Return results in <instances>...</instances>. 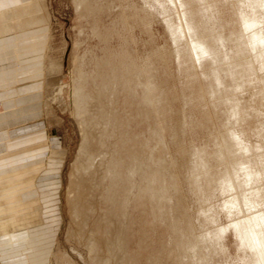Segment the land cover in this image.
I'll return each mask as SVG.
<instances>
[{
    "label": "rangeland",
    "instance_id": "1",
    "mask_svg": "<svg viewBox=\"0 0 264 264\" xmlns=\"http://www.w3.org/2000/svg\"><path fill=\"white\" fill-rule=\"evenodd\" d=\"M237 1L241 0H33L22 9L30 14L15 19L20 23L2 27L0 36L12 30L18 38L24 22L42 20V26L25 27L24 32H35L37 44L31 49L45 51L39 59L41 69L31 73L37 76L32 81L42 86L37 97L42 100L47 153L40 155L46 168L37 179V200L22 202L36 206V213H30L34 216L27 217L29 210L21 205L22 216L0 218L3 223L14 222L17 230L14 241L0 243V264H195V259L185 258L180 239L208 233L219 238L208 242L218 247L215 253L202 245L206 264H252L229 227L224 207L230 196L207 191L203 184L207 192L202 198L189 182L196 157L203 156L212 166L206 155L217 149L215 137L226 135L230 114L226 102L231 99L229 89L222 91L213 83L210 61V66L202 65L204 59L199 66L192 63L191 44L213 39L209 23L213 20L223 26L221 35L237 37ZM34 4L40 12L32 11ZM193 23V31L187 30ZM31 40L20 42V61ZM14 43L9 37L3 46L9 51ZM49 67L52 72L45 73ZM228 80L223 79L225 86H231ZM252 93L238 97L244 117L240 115L242 123L235 127L250 145L257 142ZM84 120L88 133L82 128ZM87 134H92L93 149L103 138V147L93 152L97 162L89 173L95 175L92 182L83 181L84 174L78 171L77 157ZM156 172L168 189L162 211L141 191L147 177ZM254 186L264 189V183ZM261 193L260 211H264ZM243 208L239 216L247 217L249 210ZM204 209L207 212L200 215L205 220L199 215ZM209 218L212 222L206 223ZM118 231L120 243L115 241Z\"/></svg>",
    "mask_w": 264,
    "mask_h": 264
},
{
    "label": "bare ground",
    "instance_id": "2",
    "mask_svg": "<svg viewBox=\"0 0 264 264\" xmlns=\"http://www.w3.org/2000/svg\"><path fill=\"white\" fill-rule=\"evenodd\" d=\"M236 4H238V5L237 6L235 5L236 6L235 7V16H236L237 20L239 21V24L237 23L239 25V35L237 37H235V35H231L229 37L221 35L220 29H223V26L218 25V22H216L214 24L215 21L212 19L213 22L211 23L209 21V23L211 25L213 24L211 27L212 31L215 32V36L213 37V39L210 40L209 42H202V43H198L200 40L197 39L198 40L197 44H194L192 41L191 42L193 44L190 43L192 45V47L190 48V51L192 53L189 52V54H192L191 57L194 60V62L192 61V63H195V61H196L199 63V64L196 63L199 66V65H201V61L203 59H204V61H202L203 62L202 65H204V62L208 63L210 61V63L212 65L209 63L208 64H209V66L210 65L212 66L213 73H210V74H212L213 83L215 82L216 86L219 87V89L222 88V89H220L222 91L224 89H229V91H230L229 95H231V99H228L226 102L227 104H230V106H227L226 103L223 101V104L225 103V105L227 107H229V110H230V114L228 113V115H227L229 118L227 119L228 121L226 120L227 124H225L226 126H225L224 131H223L226 135L221 137L220 136L221 133H220V135L218 134L220 136V137H218L219 139H216L217 136L215 137V140L218 141L217 142L214 140L215 142H217V144L215 145V147L217 149L215 150V148H214L215 151H214V153L212 152L211 156L206 155L207 153H204V154L200 153V156L206 155L208 158H211V162H213V164L211 163L212 166L207 165V163H206L207 161H205V159L202 158L203 156L202 157L198 156V158L196 157L197 159L196 158L194 159V160H196L194 162L195 164L192 163V165H194V167L190 171V175H191L192 179L189 182H190L191 187L200 196H202V195L205 196L206 195L205 192H207V191L213 192L214 189H215V191L216 190L220 191L218 193L226 194V195L230 196V198H229L230 202L228 204L226 203L227 205L225 204V207H224V210L226 211L227 217L230 218V220H231L229 227L231 226L233 228V230H234L233 232H235V234L237 235V237L240 240L242 252L249 255V257H250L249 260L251 259V263L252 264H264V211H260V206L263 204L261 191L264 193V189L259 191V188H257L258 186L256 187L257 189H255V186H254L258 183H261V184L264 183V115H263L264 114V1L263 0H244V1L241 0ZM33 6L32 7L34 9H32V11L33 10L37 11L39 9L36 6V4ZM21 12H22V14L24 13L27 15V11L23 10ZM38 12H40V9ZM14 14H15L14 12H12V13L6 12V13H3L1 15V18L3 21H7ZM237 20H236V22H238ZM40 21L42 22V20H40ZM190 21H188V22L190 23ZM192 21H193V19H192ZM34 22H36V21H34ZM41 22L37 21L36 24H38V26H39V24ZM27 25H29V24L27 23ZM194 25H195L194 23L192 25H190L191 27L189 26L187 30L193 31V28L195 27ZM184 26H185L184 27V29H185L186 25H184ZM181 28H183V27H181ZM211 28H210V31H211ZM216 28L218 30L217 33H216V31H217ZM5 29H7L6 26L3 27V30H5ZM184 31H186V30H184ZM184 31H182V32H184ZM178 33H179V31H178ZM191 34H189V35L192 39ZM179 35H181V34H179ZM182 35H181V37H184ZM194 35H196V32ZM175 36H177V35L175 34ZM187 37H189L188 32H187ZM179 38H180V36H179ZM187 40H189V39H187ZM177 42H178V40H177ZM230 44H231V46H230V50H229ZM188 50H189V48H188ZM228 50H229L230 54H229V52L228 53L226 52ZM185 53H186V51H185ZM186 57H189V55ZM192 58H190V59H192ZM190 59H189V62H190ZM206 59L208 61H206ZM51 67H49L50 69L47 68V70H50V71H46V69H45V73L46 72H52L53 69L51 70ZM196 68H197V66H196ZM200 68H201V66H200ZM219 68L221 70H219ZM47 74H45V75H47ZM221 74L223 76H221ZM205 76L208 77L207 74ZM47 77H49V75ZM47 77H45V78H47ZM224 78H229L228 81L231 83V86H225V83L223 81ZM47 79H49V78H47ZM58 87H60V86H58ZM217 89L218 88L214 87L213 93H215V91H217ZM57 90L61 94L62 87L58 88ZM208 90H210V89H208ZM146 91H145V93H148L149 90L146 89ZM252 91H254L253 92L254 94L252 93ZM248 92H251L252 93V99L254 98L253 103L255 106L251 110H253L252 112H253L254 117L257 118V120H256L257 128H256V130H254L255 132L253 134L256 138L255 140H257L258 143L257 142L255 144L251 143L254 145H250L249 143H247V141H245L246 137L241 135L240 133L236 132V128H235L241 122V118H240L241 116L240 115H242V117H244L243 114L240 113V108L242 106L240 107L238 97L243 96V94L248 93ZM209 93H211L213 95L212 92H209ZM222 93L225 95L224 92H222ZM216 94L218 95L217 96L218 98L221 96V95L219 96L218 92ZM53 95H56V94H53ZM206 95L210 96V94H206ZM84 96L85 95L83 94V97ZM99 96H100V94L96 95V97H95L97 107L100 104ZM212 98L214 99V95ZM223 98L224 97H222V99L221 98H219V99L223 100ZM53 100H55V98H53ZM214 100H216V99H214ZM220 101H219V103L222 102V101L221 102ZM57 103H59L58 100H57ZM223 104H221V105H223ZM214 105H216V104H214ZM82 107H83V105H82ZM77 111H79L78 113L82 112V110H77ZM77 111H75V112L77 113ZM241 112H242V108H241ZM49 113H50V111H49ZM88 121H89V119H88ZM242 121H243V119H242ZM244 124H242V126H244ZM82 128H83V131H87V133L89 132L87 121L84 120V122L82 124ZM241 132H243V131H241ZM246 134H247V132H246ZM86 137L87 138H84V140L82 142V145L80 147L78 157H77L78 165H79L78 171H80V172H82V174H84V176H82L83 181H86L87 178H90L91 179L90 182H92V181H95L96 178H95V175L92 176V173L91 174H89V173L92 170L91 166L94 165V162H97V160H96L97 155L94 156L93 152H97L96 150L100 149L99 147H103V138L101 137L97 141L96 147H98V148L93 149L92 145H93L94 141H92V134H90V135L87 134ZM197 153H198V151H197ZM199 174H201V175H199ZM79 176H81V175L79 174ZM203 184L207 188V191L205 189H203ZM172 185H173L174 189H177V188H175L176 186H174L175 184H172ZM73 188H75V187H73ZM173 188H172V191L174 190ZM92 189H93V187H92ZM167 190L168 189H166L165 186L160 181V175L158 172H156L153 175L148 176L146 179L145 187L141 188V191L143 194L142 197L143 196L147 197L151 202L155 203V207L157 210L162 209L161 208L162 206L160 207V205H162L164 202H166L168 200ZM82 196H84V195H82ZM77 198L78 197H76V199ZM84 198H83V201H84ZM202 198H203V196H202ZM89 199H91V198H89ZM79 200H76V201H79ZM108 201H110V200H108ZM120 202H121V200H120ZM169 202H170V199H169ZM87 203H89V202H85L86 205H87ZM123 203H127V202H123ZM75 205H77V204H75ZM110 205H111V203L109 204V206ZM242 207H244L243 208L244 210H246V209L249 210V213L247 212L248 213L247 217L239 216V214H241L240 211H243ZM112 209H113V207H112ZM112 209H109V210H112ZM205 209H204V211L200 210L201 212H199V215L202 214V212H203V214L205 213V211L207 212V210H205ZM224 210H223V212H225ZM160 211H162V210H160ZM160 211H159V213H160ZM110 212L112 213V211H110ZM207 214H205V216L209 217V215H207ZM200 216H202V215H200ZM238 216L241 218H238ZM210 218H209V220L208 219L206 220V223L209 221L210 222L213 221V218H211L212 221L210 220ZM203 219H204V217H203ZM118 220H119V218H118ZM175 220H176V218H175ZM171 230L174 233H176V231H178L177 227L175 228L174 226L171 228ZM223 230L224 229H222V231ZM222 231L220 232L221 234L224 233V231H223V233H222ZM120 235H121V232H119V231L117 233V236L115 235L116 236L115 241L118 243H120V240H121ZM194 235H196V234H194ZM213 236H211V234L208 233V234H205L204 236H202V238H196V237L193 238L187 234L186 236L181 237L179 247L184 252L185 258L191 259V261L195 259L193 262H196L197 264H206L207 263L206 259H205V257H203L201 255L202 253L200 251L202 250L201 249L203 247L202 245H205L204 247H205V249L209 250V253H212V252L215 253V249H216V251H218L217 250L218 247L208 243L209 239H212V240L216 239V241H217V237L219 235L217 237L216 236L213 237ZM200 237H201V235H200ZM213 244H214V241H213ZM118 249H120V248H118ZM207 253L208 252H206V254ZM209 257H210V255H209ZM197 258H199L198 261L196 260ZM208 263H209V261H208ZM122 264H124V262Z\"/></svg>",
    "mask_w": 264,
    "mask_h": 264
},
{
    "label": "crops",
    "instance_id": "3",
    "mask_svg": "<svg viewBox=\"0 0 264 264\" xmlns=\"http://www.w3.org/2000/svg\"><path fill=\"white\" fill-rule=\"evenodd\" d=\"M32 2L33 0H0V32L5 25L20 23V20L15 22V19L26 16L21 11ZM6 12L15 14L3 21L1 15ZM29 12L28 10L27 15ZM34 21L24 22V29L31 28L33 24L36 26L37 20ZM24 29H21L18 38L12 30L7 35L0 36V218L20 217L23 215L22 202L37 200V179L46 168L42 162L44 157H40L47 153L46 126L42 122V100L37 97L42 86L32 81L37 76L31 73L41 69L39 59L45 51L31 49L37 44L35 32H24ZM9 37L16 43L8 51L3 42ZM22 39H32L33 43L27 49L28 53H23L25 55L20 61ZM25 48H28L27 45ZM24 208L29 210L27 217L34 216L30 213L37 211L36 206L32 207L29 203ZM14 227V222L3 223L0 219V243L8 245L6 240H15L17 230Z\"/></svg>",
    "mask_w": 264,
    "mask_h": 264
}]
</instances>
